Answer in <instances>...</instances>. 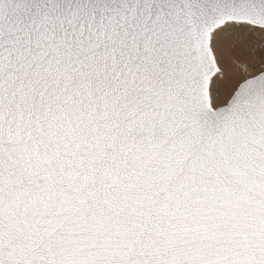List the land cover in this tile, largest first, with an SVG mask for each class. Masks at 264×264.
<instances>
[{
    "label": "snow or ice",
    "instance_id": "1",
    "mask_svg": "<svg viewBox=\"0 0 264 264\" xmlns=\"http://www.w3.org/2000/svg\"><path fill=\"white\" fill-rule=\"evenodd\" d=\"M0 264H264V0H0Z\"/></svg>",
    "mask_w": 264,
    "mask_h": 264
}]
</instances>
